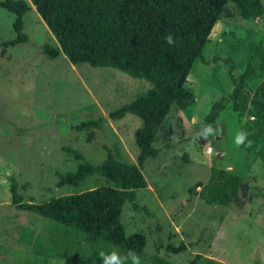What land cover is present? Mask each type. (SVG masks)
Segmentation results:
<instances>
[{
  "label": "rangeland",
  "instance_id": "obj_1",
  "mask_svg": "<svg viewBox=\"0 0 264 264\" xmlns=\"http://www.w3.org/2000/svg\"><path fill=\"white\" fill-rule=\"evenodd\" d=\"M13 21L14 14L0 6V264H103L102 252H115L121 264H132L129 253L108 242H88L77 231L19 210L10 183L13 179L32 203L105 184L95 175L78 189L57 188L55 171L77 164L64 145L94 165L106 159L108 149H118L123 160L136 163L134 132L140 119L127 113L112 120L108 113L150 84L110 67L73 65L63 54L49 58L42 47L57 46V41L34 7L24 15L28 41L6 47L3 43L15 37ZM262 36L264 18L245 20L230 3L211 32L204 60L193 63L185 87L194 92L195 102L186 110L172 105L153 141L158 155L142 169L147 186L137 191V202L152 215L135 212L129 202L122 208L126 234L146 238L143 252L136 254L141 264H152L159 239L187 245L178 254L161 250V257L176 264H188L196 254L202 258L195 264L206 258L218 264H264V132L252 151L237 147L235 137L248 120L231 103L205 124L213 133L198 127L211 104L230 92ZM223 58L234 63L232 73L216 60ZM98 117L103 126L94 135L72 127ZM212 167L243 177L227 206L207 204L191 191L208 180Z\"/></svg>",
  "mask_w": 264,
  "mask_h": 264
},
{
  "label": "trees",
  "instance_id": "obj_2",
  "mask_svg": "<svg viewBox=\"0 0 264 264\" xmlns=\"http://www.w3.org/2000/svg\"><path fill=\"white\" fill-rule=\"evenodd\" d=\"M230 3L245 20L264 18L262 0L0 1L1 7L14 14L15 37L4 42V46L28 41L23 31L24 15L34 7L57 41V46L45 43L42 47L49 58L63 54L73 65L110 67L150 84L148 89L108 113L112 120L122 119L127 113L140 119L141 124L134 132L138 149L136 163L123 160L118 149L113 153L108 149L106 159L94 165L81 152L64 145L62 149L77 164L71 170L55 171L57 188L78 189L95 175L102 177L105 184L32 203L25 201L12 179V203L19 210L81 233L88 242L101 240L126 253L141 254L146 238L142 233L126 234L121 220L123 205L129 202L135 212L152 215L146 206L137 202V191L147 186L142 173L144 163L158 155L153 141L172 105L186 110L195 102L194 92L185 87L187 77L195 60H204L203 52L211 32ZM168 34L175 40L173 45L165 40ZM216 60L227 64L230 73L235 70L230 58ZM229 103L233 111L248 120L240 132L249 134L251 144L239 147L250 152L264 132V36L244 68L233 78L230 92L211 104L199 129L213 123ZM102 126L103 117L72 125L76 130L89 129L91 135ZM242 182V176L212 167L208 180L191 191L207 204L227 206L241 189ZM163 248L178 254L185 252L187 245L182 241L177 246L171 242L165 244L159 239L152 264H176L160 256ZM200 258L196 254L188 264H195ZM201 264L218 263L206 258Z\"/></svg>",
  "mask_w": 264,
  "mask_h": 264
},
{
  "label": "clouds",
  "instance_id": "obj_3",
  "mask_svg": "<svg viewBox=\"0 0 264 264\" xmlns=\"http://www.w3.org/2000/svg\"><path fill=\"white\" fill-rule=\"evenodd\" d=\"M166 42L169 45H173L175 43V40L171 34H168L165 37ZM207 129V132L213 133L215 130H213V127L211 125H205L202 126ZM248 133L247 132H238L234 143L237 147L240 145H245V146H250L251 141H248ZM203 137L207 139L208 135L205 133L203 134ZM247 141V144H246ZM213 149L211 148L210 145L207 146V154L211 155ZM132 256V264H141L140 257H138L136 254L130 252L129 253ZM102 259H103V264H121V259L120 256H118L115 252H112L111 254L105 255L103 252L100 254Z\"/></svg>",
  "mask_w": 264,
  "mask_h": 264
},
{
  "label": "built area",
  "instance_id": "obj_4",
  "mask_svg": "<svg viewBox=\"0 0 264 264\" xmlns=\"http://www.w3.org/2000/svg\"><path fill=\"white\" fill-rule=\"evenodd\" d=\"M212 148V147H211Z\"/></svg>",
  "mask_w": 264,
  "mask_h": 264
}]
</instances>
